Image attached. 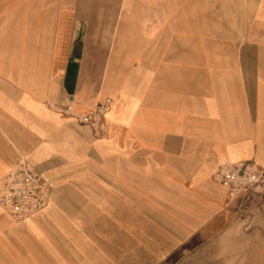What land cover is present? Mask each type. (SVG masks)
<instances>
[{
	"label": "crops",
	"instance_id": "0c3cea01",
	"mask_svg": "<svg viewBox=\"0 0 264 264\" xmlns=\"http://www.w3.org/2000/svg\"><path fill=\"white\" fill-rule=\"evenodd\" d=\"M107 98L105 134L76 120ZM22 160L52 198L0 208V264L252 263L264 201L216 174L264 169V0H0V174Z\"/></svg>",
	"mask_w": 264,
	"mask_h": 264
},
{
	"label": "built area",
	"instance_id": "2783aa9c",
	"mask_svg": "<svg viewBox=\"0 0 264 264\" xmlns=\"http://www.w3.org/2000/svg\"><path fill=\"white\" fill-rule=\"evenodd\" d=\"M111 104V98H107L94 109L74 116L80 123L90 125L95 133L103 135L107 131L105 118ZM216 178L228 188L231 196H237L254 185L263 184L264 169L254 161H224ZM50 182L32 163L22 160L7 173L0 174V208L16 220L36 213L52 198Z\"/></svg>",
	"mask_w": 264,
	"mask_h": 264
},
{
	"label": "rangeland",
	"instance_id": "374dc122",
	"mask_svg": "<svg viewBox=\"0 0 264 264\" xmlns=\"http://www.w3.org/2000/svg\"><path fill=\"white\" fill-rule=\"evenodd\" d=\"M233 199L235 198L236 200L238 199H243L246 198L248 200H253L254 198L256 199H263L262 201H264V183H260L258 185H254V187H252V189L244 191V192H240L237 196H231ZM245 199V200H246ZM238 209H243V207H238ZM4 212V211H3ZM264 213V207H262L261 210H257L255 212V214H261ZM260 225L264 226V223H261ZM264 229V228H263ZM260 237H257V240H259ZM256 240V238L254 237V241ZM262 244V243H261ZM251 254L246 255V260H249L248 257H250V259H252V263H248L250 261H247L246 264H264V254H252L253 256H249Z\"/></svg>",
	"mask_w": 264,
	"mask_h": 264
},
{
	"label": "bare ground",
	"instance_id": "6f19581e",
	"mask_svg": "<svg viewBox=\"0 0 264 264\" xmlns=\"http://www.w3.org/2000/svg\"><path fill=\"white\" fill-rule=\"evenodd\" d=\"M108 111H109V110H108ZM108 111H107V112H108Z\"/></svg>",
	"mask_w": 264,
	"mask_h": 264
}]
</instances>
